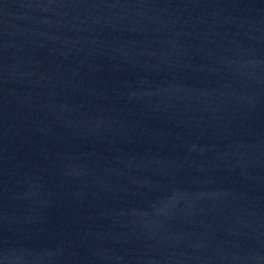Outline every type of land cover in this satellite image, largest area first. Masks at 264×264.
<instances>
[{
	"label": "water",
	"instance_id": "1",
	"mask_svg": "<svg viewBox=\"0 0 264 264\" xmlns=\"http://www.w3.org/2000/svg\"><path fill=\"white\" fill-rule=\"evenodd\" d=\"M0 264H264V0H0Z\"/></svg>",
	"mask_w": 264,
	"mask_h": 264
}]
</instances>
